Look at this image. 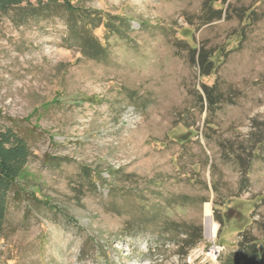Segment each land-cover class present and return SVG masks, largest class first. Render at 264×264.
Returning a JSON list of instances; mask_svg holds the SVG:
<instances>
[{"label": "rangeland", "instance_id": "374dc122", "mask_svg": "<svg viewBox=\"0 0 264 264\" xmlns=\"http://www.w3.org/2000/svg\"><path fill=\"white\" fill-rule=\"evenodd\" d=\"M73 3L126 36L96 29L90 57L62 5L0 12V123L31 151L0 264H221L245 232L264 246V0Z\"/></svg>", "mask_w": 264, "mask_h": 264}, {"label": "trees", "instance_id": "16d2710c", "mask_svg": "<svg viewBox=\"0 0 264 264\" xmlns=\"http://www.w3.org/2000/svg\"><path fill=\"white\" fill-rule=\"evenodd\" d=\"M39 1L41 6L35 8L30 5V0H0V12L7 14L11 10H18L19 13L15 21L17 24H23L26 17L35 15L36 12L39 13L43 9L52 8L56 4L62 5L71 13L73 19L79 16L82 21L81 28L77 27L75 21H73L74 24H69V29L71 38L79 43L78 46L81 47L82 53L90 57H99L103 54L102 45L94 38L96 29L102 28L110 35L126 36L123 29L129 26H125L128 24L127 22L120 21L122 18H118L120 23L117 24L115 18L108 14L104 15L96 10L83 9L76 6L73 0H47L46 3ZM24 3H27L26 7H22ZM23 17L25 18L23 19ZM191 50L193 57L201 65L202 75H207L209 68L213 65L211 54L208 55V60L205 61L208 53L198 52L197 49ZM208 101L210 105H217L221 100L218 96L208 94ZM30 157L31 151L26 140L12 127L0 123V240L8 212L9 194L13 191L15 194L18 193L16 188ZM190 235L194 243L201 239V236L196 238L195 234L190 233ZM242 237L243 240L238 244L239 252L225 257L221 264H264V246L260 245L249 232L242 234Z\"/></svg>", "mask_w": 264, "mask_h": 264}, {"label": "bare ground", "instance_id": "6f19581e", "mask_svg": "<svg viewBox=\"0 0 264 264\" xmlns=\"http://www.w3.org/2000/svg\"><path fill=\"white\" fill-rule=\"evenodd\" d=\"M207 235L209 238H213L216 232V225L213 221H206Z\"/></svg>", "mask_w": 264, "mask_h": 264}, {"label": "built area", "instance_id": "2783aa9c", "mask_svg": "<svg viewBox=\"0 0 264 264\" xmlns=\"http://www.w3.org/2000/svg\"><path fill=\"white\" fill-rule=\"evenodd\" d=\"M215 250V249H214ZM213 254H219L220 253V250L219 249H216L214 252H212Z\"/></svg>", "mask_w": 264, "mask_h": 264}]
</instances>
